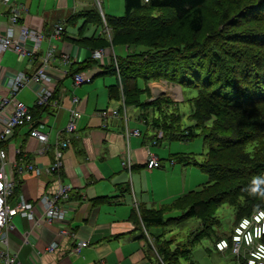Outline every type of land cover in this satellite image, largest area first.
I'll list each match as a JSON object with an SVG mask.
<instances>
[{"label":"crops","instance_id":"1","mask_svg":"<svg viewBox=\"0 0 264 264\" xmlns=\"http://www.w3.org/2000/svg\"><path fill=\"white\" fill-rule=\"evenodd\" d=\"M91 1L11 0L20 7V24L40 33L42 41L36 54L31 57H19L12 51L0 54V98L8 95L7 88L16 76L30 77L42 66L55 81L54 97L59 107L57 110L43 109L38 117L41 123L39 128L63 129L71 108H75L81 117L77 130L73 134L65 135L69 139V145L62 155L63 169L60 177L62 184L71 187L70 200L74 207L72 213L66 217L64 226L72 236L59 234L62 225L41 224L34 228L32 222L20 216L14 217V230L6 233V247L10 253L15 254L19 264H157V259L150 249L151 240H168L164 239L163 227H144L138 214L140 210L156 212L168 206L169 209L164 215L179 212L170 207L178 198L188 193L185 192V184L177 188L175 185L170 187V182L177 179L172 174L176 165H189L178 164L170 159L174 155L186 157L192 154L170 153L167 160L169 159L172 172L159 170L164 167L162 159L159 158L158 152L150 149L147 144L150 140L148 136L140 139L141 131L129 121V107H124L122 99L116 101L108 98V87L118 85L121 88V83L119 75L107 71L106 67L110 64L112 55L120 56L116 54V49L125 55L127 49H113L111 46L99 49L103 56L96 60L92 59L93 51L90 46L79 42L110 39L108 29L86 22L85 13L94 9ZM6 8L0 3L2 34L9 27ZM105 9L109 14L99 11L102 18L104 15L113 16L109 11L110 7L106 6ZM58 25H61L63 30L58 38H54L53 33ZM67 25L72 26V29H67ZM62 54L68 56L67 61L62 60ZM86 61H89V64ZM73 74H82L91 78V81L73 87ZM107 75L113 77L112 84L104 77ZM101 76L104 78L102 81H94L95 77ZM147 88L150 93L148 101L168 98L176 102L181 99L180 86L164 80L149 83ZM36 89L37 85L29 84L15 96L28 106L31 112L37 109L34 108ZM71 96L76 97L78 101L74 106L71 104ZM119 108L121 109L118 115L111 114ZM137 109L140 113V109ZM102 111H106L105 116ZM139 113L137 122H142L155 133L151 139L157 141H153V144L165 140L161 139L159 131L155 132L151 125L138 119ZM2 128L0 121V131ZM133 131H137L138 135H132ZM6 142L10 156L12 151L15 153L16 150H22L26 159L37 166L47 167L51 163V154L37 156L31 152L36 144L28 137L27 127L15 129ZM3 146L7 147L5 144ZM149 155L159 160V168L147 167ZM160 178L165 180L163 190H160V185L155 184V180ZM56 186L55 177L52 176L43 175L37 178L30 174L21 175L14 198L24 197L31 201L34 204L35 216L40 217L43 211L36 200L41 194L54 191ZM160 191L165 192L161 195ZM180 214L168 218H177ZM152 227L161 228L162 232L149 233ZM52 243L57 244L56 250L46 252V248ZM79 243L85 244L79 253L72 251ZM179 243L183 242H177L176 245ZM0 247L5 245L0 243ZM172 248L174 249V245ZM196 250H192V260L196 254L204 255L201 249Z\"/></svg>","mask_w":264,"mask_h":264},{"label":"trees","instance_id":"2","mask_svg":"<svg viewBox=\"0 0 264 264\" xmlns=\"http://www.w3.org/2000/svg\"><path fill=\"white\" fill-rule=\"evenodd\" d=\"M123 1L124 12L121 16L104 15L102 18L100 12L95 9L86 12L84 15L86 22L111 30L110 41L101 39L79 41L80 43H87L93 52L110 46L113 49L119 47L128 51L130 47L131 51H128L124 56L112 55L111 62L106 67L107 71L110 70L114 75H119L121 83V88L118 85L108 87V98L116 101L122 99L124 107L133 106L141 111L151 110L152 124L142 120L145 121V124L151 125L157 132L159 131L161 139L189 141L198 136L194 129L188 127L187 130H183L179 127V121H172L174 113H168L169 117L164 115V109H169L165 104L175 102L168 98L148 101L147 98H149L150 93L147 84L151 81L164 80L178 85L180 88L182 86L192 87L197 89L198 93L192 101L193 109L189 114V119L198 128L209 129L207 134L201 132L203 141L208 146L203 164H196L191 155L186 157L174 155L170 159L178 164L196 165L208 175L206 184L204 183L205 185L203 184L197 190L188 192L174 202L170 208L179 211L181 213L179 217L164 220L163 215L169 209L168 206L156 212L140 210L139 215L142 214L143 216H139L140 221L145 227H164L165 225L170 226L167 224L169 222L176 226L177 221L183 217L203 219L209 206L215 204L213 201L218 197L222 198L223 192L219 191L217 194L213 189L217 184H225V179L229 180L230 174L234 176L230 178L237 179L238 175L235 170L245 169L255 173L253 176H249L251 181H256L258 176L262 174L260 172L264 164L259 159L264 157V127L257 131L255 126L262 120V117L259 116V109L264 108V33L253 34L250 32L255 29L254 26L262 24L260 22L264 21H258L262 19L261 16L254 18V14L247 16L239 12L230 22L229 15L223 14L224 21L222 24L228 22L227 25H230L228 33H222V45L230 46V49L226 50L219 45L221 33L215 32V40L209 39L203 34L205 31L204 8L206 10L209 0ZM150 9L155 11V14ZM143 12H145L144 17L142 16ZM162 12L171 13L172 19L169 21L162 20ZM158 13L160 17L156 18ZM168 17L170 18V16ZM237 22L247 25V28L248 26L252 28H248L246 33L244 29L237 32L236 28L239 27L236 26ZM252 36H254L253 42H251ZM174 39L178 40L179 45L177 47L171 45ZM241 42L247 43L244 50L236 49ZM197 51L202 53L203 58L200 69L199 63L190 56L192 55L190 53ZM86 62L89 64V61ZM235 66L237 67L235 68ZM197 67L198 69H196ZM155 71H164L165 73L156 75ZM235 73L238 78L242 77L240 86H237L236 81L231 76ZM245 79H247L246 82ZM42 111L43 109L32 110V115L36 120ZM143 117L145 118V115ZM139 118L141 119L140 115ZM262 124L264 126V123ZM170 129L173 131L171 134ZM184 131L187 132L184 133ZM236 143H241L240 150L243 162L249 165L248 161L256 160L259 158L257 155H259L260 158L256 160L258 165L256 164L252 168L245 166L236 168L228 164L216 165L215 154L236 145ZM4 144L7 147L3 146V148L8 154V143L5 141ZM8 156L14 159V152L12 151L11 156ZM219 173H224V175L220 176ZM221 178L222 180H220ZM256 192L260 194L258 189ZM237 199L236 196L235 201ZM231 202L217 203L214 211L220 204L228 203L230 205ZM235 203H237L235 205L241 206L238 202ZM230 206L234 208L236 216L241 212L244 213V216L241 215L242 217L240 216L239 219L235 220L236 222L256 210H264V203L262 205L254 204L248 212L246 209L239 212L236 206ZM197 207L200 208L201 217L194 211ZM190 237L191 235L187 237L185 242L177 244L174 249L171 242L159 240V245L162 243L166 245L162 244L163 248L159 250V256L164 258V262L160 264H179V258L186 260L190 248L202 240V237H192L191 239ZM219 239L220 237L214 242ZM181 248L186 250L184 255H182ZM168 260H171L172 263H168ZM157 264L159 263L157 262Z\"/></svg>","mask_w":264,"mask_h":264},{"label":"built area","instance_id":"3","mask_svg":"<svg viewBox=\"0 0 264 264\" xmlns=\"http://www.w3.org/2000/svg\"><path fill=\"white\" fill-rule=\"evenodd\" d=\"M147 2V0H144ZM5 5L8 16L9 27L2 34L0 33V54L5 51H12L19 57L33 56L40 46L42 35L35 30L20 24L18 16V5L11 0H0ZM17 30V32H16ZM62 26L58 25L53 33L54 38H58L62 32ZM102 52L96 50L92 53V59H100ZM62 60L67 61L68 56L62 54ZM73 87L88 84L91 78L82 74L71 75ZM29 84L37 85L34 92V108L58 109L55 99V81L48 75L41 66L30 76H16L7 88L8 95L0 98V121L2 130L0 131V243L5 247H0V264H19L16 256L10 253L6 247V233L14 230L12 219L20 216L33 223V227L41 224L62 225L59 234L62 236H72V233L65 228L64 224L67 216L73 211L74 204L70 200L71 187L62 184L60 177L63 169L62 155L68 148L69 139L65 135L73 134L78 127L81 118L75 108L69 109V118L63 129L56 130L53 127L39 128L41 123L32 115L31 110L24 103L16 99V94ZM77 99L71 96V104H77ZM112 115H118L117 111H112ZM106 115V111H102ZM20 127H27L28 137L35 142L31 152L37 156L51 154V163L47 167H40L26 159V154L22 150H16L13 158H9L3 145L13 131ZM138 135L133 131L132 135ZM148 168H159V160L152 155L147 159ZM30 174L35 177L48 175L55 177L56 189L49 193L41 194L36 200L37 205L42 208L43 214L36 217L34 214V204L24 197L14 198L15 189L19 187V177ZM24 243L27 241L24 239ZM84 243H79L72 251L79 253ZM214 250L219 253L228 252L232 256L240 258L245 264H264V210H256L248 216L241 218L231 228L227 237L220 238L213 244ZM57 248L56 243L50 244L46 252H53Z\"/></svg>","mask_w":264,"mask_h":264},{"label":"rangeland","instance_id":"4","mask_svg":"<svg viewBox=\"0 0 264 264\" xmlns=\"http://www.w3.org/2000/svg\"><path fill=\"white\" fill-rule=\"evenodd\" d=\"M91 3H93L94 9L101 11L103 14H109L106 6L110 7L109 11L112 12L111 14L113 16H121L124 12V3L123 0H92ZM264 0H209L206 10L204 8V18H205V24H204V32L203 34L207 36L209 39H214V36L216 33H221L219 40H222V33H228V30L230 29V25L228 22L223 23L222 15L226 14L229 15L228 17L231 18L230 22L234 20L235 15L239 12H241L244 15H252L254 14V18H259V16L262 17V19L258 21H264ZM152 13L155 11H152ZM147 11V10H146ZM155 14V13H154ZM153 14V15H154ZM169 14V15H168ZM162 12L161 19L165 21H169L172 19V14L168 12ZM263 14V15H262ZM101 15V14H100ZM145 12H143L142 16L144 17ZM102 16V15H101ZM170 16V18L168 17ZM160 17V14L158 13V16ZM234 17V18H233ZM262 24H258L254 26L253 30H251L250 33H264V22H260ZM221 24V25H219ZM81 25V24H80ZM215 25V27H213ZM224 25V26H223ZM105 26V23H104ZM218 26V27H217ZM236 31L239 32V30L244 29L245 33L249 30L248 28H252L247 25H242L241 23L237 22ZM67 29H72V26H66ZM56 28V27H55ZM214 28V29H213ZM109 31V30H108ZM111 31V30H110ZM109 31V32H110ZM216 32V33H215ZM231 33V32H229ZM111 35V33H110ZM264 35V34H263ZM262 36V35H261ZM218 38V37H217ZM261 39V38H260ZM111 38L109 39V41ZM215 40V39H214ZM254 36L251 38V42H253ZM218 42V40H217ZM221 41L219 43L220 47L222 46L224 49L229 50L230 46L227 44L222 45ZM246 42H241L240 46H238L236 49L244 50ZM174 47H177L178 40L174 39L172 40V44ZM128 48V47H127ZM128 51H131L130 47L128 48ZM116 54L120 56H124L125 54L120 53L116 49ZM190 55L194 61L199 63V69L201 67L202 63V53L200 51L190 53ZM237 66H235L236 68ZM198 69V67L196 68ZM161 73H165L164 71H155L156 75H160ZM150 76L152 74H149ZM234 78V81H236L237 86H240L242 82V77L238 78V75L235 73L234 75H231ZM107 80H109L112 84L113 83V77L112 76H104ZM104 78L101 77H95L94 81H102ZM247 79H245L246 82ZM197 81V80H195ZM154 81H151L149 83H152ZM148 83V84H149ZM109 85V84H108ZM100 90V88H98ZM197 89L187 86L181 87V99L179 98L175 103H167L165 104L168 106L169 109H164V115H167L168 113H174L172 121H179V127H181L183 130H187L188 127L193 128L195 131V134L198 135L197 137L189 140V141H183V140H177L168 142L166 140L158 141L157 144H153V141H157L156 139L152 141L151 137L155 135V133L150 129L147 128L142 122H137L136 117L139 113L138 109L135 107H129L127 108V114L129 117V121L132 124L137 125L139 130L141 131V138L143 139L144 136H148L150 140H148L147 144L149 145L150 149L153 151H156L160 155V159L163 168L159 169L163 172L170 171L169 166V159L168 154L170 153H191L192 157L194 158L195 162L197 164H203V160H205V157L208 152V146L203 142V136L201 135V132L204 134H207L209 132V129L207 128H198L195 126V123L189 119V114L191 113L193 109L192 101L194 98L197 97ZM260 114L259 116L262 117L261 122L256 123L255 129L257 128V131H260L263 129L264 123V108L259 109ZM152 111H141L140 110V117L138 116V119L145 120L147 123L152 124V117H151ZM145 115V118L143 117ZM142 120V121H143ZM145 121H143L145 123ZM157 132V131H155ZM187 131H184L186 133ZM173 133V131L170 129V134ZM160 134V133H159ZM254 136L255 134L252 133ZM158 135V134H157ZM240 144L236 143V145H233L231 147H228L227 149H223L221 152L216 153L214 160L217 161L216 165H223L228 164L231 167L239 168L240 166L252 168L256 166L257 162L256 160L260 158L259 155H257L259 158L256 160L248 161L249 165L241 159V150H240ZM261 163L264 164V157L262 159H259ZM258 165V164H257ZM224 166V165H223ZM235 168V169H236ZM172 172V171H170ZM223 172V171H222ZM235 172L238 175V178H230L234 177L233 175H229V180L225 179V184L221 183L217 184L213 190H215V193H219V191L223 192L222 198L218 197L216 198L213 203L211 204L207 210V214L204 215L203 219H199L197 217H183V219L177 221V225L174 226L173 223L169 222L167 223L170 226L165 225L163 227L164 230V239L170 241L172 245H174V248L176 246L177 242H185L187 237L191 235L190 239L192 237H202V240L197 243V245H194L189 250V255L186 256V260H181L182 258H179V264H240L244 263L240 258H237L235 256H232L228 252H225L224 255H220L216 253L217 251L214 250L213 244L214 240L218 239L219 237L225 238L229 233L231 232L232 226L235 224V220L239 219L241 215L244 216V213H240L239 215H235L234 208H232L230 205L236 206L238 208V211H242V209H246V211H249V208L252 207L254 204L262 205L264 203V165L261 169L262 174L258 176V179L256 181H251L249 176H253L255 173L249 172L248 170L242 169V170H235ZM259 174V172H257ZM173 175L176 176V181L170 182V187H173L174 185L177 188H180L181 184H185V192H189L191 190H195L197 188H200L201 184H206L208 180V175L205 172H202L197 166H180L176 165L175 171L172 172ZM220 176L224 175V173H219ZM241 176V177H239ZM239 179V180H238ZM222 180V178L220 179ZM184 181V182H183ZM155 184L160 185V190H163L165 188V180L160 178L155 180ZM204 184V185H205ZM260 191V194H257L256 190ZM165 191H160L161 195ZM237 196V201H235V198ZM222 201L230 202V205L228 203H222L217 207V210L214 211V207L219 204ZM170 202V201H169ZM195 202V201H194ZM238 202L241 206L235 205ZM242 202V204H241ZM233 203V204H232ZM157 208V207H156ZM240 208V209H239ZM253 209V208H252ZM251 209V211H253ZM257 209V208H256ZM197 215L201 217L200 208H196L194 210ZM215 212V213H214ZM250 213V212H249ZM179 212H172L171 214L164 215V220L168 217H173L179 215ZM139 215V214H138ZM196 215V216H197ZM246 215V214H245ZM140 217H143L142 214L139 215ZM242 217V216H241ZM176 222V221H174ZM145 227V225H144ZM147 227V226H146ZM162 232L161 228L152 227L149 230V233L152 234H160ZM159 239L152 238L151 240V252L156 257L157 262L160 264L161 262H164V258H161L159 256V250L160 248H163V245L165 243H162L159 245ZM201 249L204 253L203 254H196L194 256V260H192V250L193 249ZM182 251V255L185 253V248L180 249ZM208 251V252H206ZM194 261V263H193ZM168 263H172L171 260H168Z\"/></svg>","mask_w":264,"mask_h":264},{"label":"bare ground","instance_id":"5","mask_svg":"<svg viewBox=\"0 0 264 264\" xmlns=\"http://www.w3.org/2000/svg\"><path fill=\"white\" fill-rule=\"evenodd\" d=\"M107 27V26H106Z\"/></svg>","mask_w":264,"mask_h":264}]
</instances>
